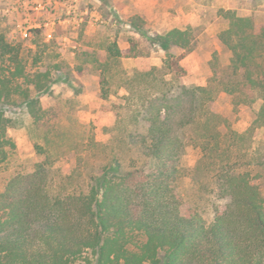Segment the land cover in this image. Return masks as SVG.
I'll return each mask as SVG.
<instances>
[{"label": "trees", "instance_id": "trees-1", "mask_svg": "<svg viewBox=\"0 0 264 264\" xmlns=\"http://www.w3.org/2000/svg\"><path fill=\"white\" fill-rule=\"evenodd\" d=\"M222 16L228 24L219 38L232 60L224 76L214 66L206 86L180 82L198 29L147 33L145 20L134 16L129 25L145 32L144 41L106 42L90 54L104 99L121 75L117 87L125 92L133 129L119 126L116 139L138 147L146 161L128 170L92 135L77 171L56 178L51 154L37 145L43 159L30 172L10 175L0 193V264H264V197L244 171L235 133L213 110L222 93L236 108L261 103L254 129H264V23L232 10ZM176 48L183 54H174ZM155 49L166 54L162 67L122 68L124 60L149 57ZM51 74L29 73L21 46L0 33V171L17 148L9 135L10 106L22 105L37 129L55 130L58 114L42 101ZM190 146L201 155L197 169L210 174L225 200L211 221L178 191ZM93 151L104 161L86 174Z\"/></svg>", "mask_w": 264, "mask_h": 264}, {"label": "rangeland", "instance_id": "rangeland-1", "mask_svg": "<svg viewBox=\"0 0 264 264\" xmlns=\"http://www.w3.org/2000/svg\"><path fill=\"white\" fill-rule=\"evenodd\" d=\"M229 10L264 23V0H0V33L21 46L29 73L51 71V86L42 94V101L58 114L55 130L48 133L34 126L22 105L7 109L12 119L9 135L17 148L11 163L0 171V193L10 175L30 172L43 159L37 145L51 154L52 174L56 178L77 171L78 158L88 154L84 146L92 135L99 144L109 145L108 152L113 148L126 169L142 165L146 161L142 151L116 139L119 126L126 124L133 129L123 100L125 92L117 87L121 75L112 82L109 99H104L100 72L90 54L101 51L106 42L128 46L130 39L144 41L145 32L165 34L174 28L198 29L196 50L182 61L186 75L180 82L206 86L214 66L224 76L231 64L232 53L219 38L228 24L222 13ZM134 16L145 20V32L129 25ZM173 53L180 56L183 51L176 48ZM165 58L164 51L155 49L149 57L124 60L122 68L130 73L135 69L160 68ZM260 106L256 103L236 108L232 97L222 93L213 110L235 133L234 140L244 157V171L250 172L264 197V165L258 164L264 163V129H254ZM118 112L122 113L121 119ZM94 153H89L88 167L83 169L86 174L96 172L103 164L104 160ZM200 158L197 149L187 148L178 191L211 221L225 200L210 174L197 169Z\"/></svg>", "mask_w": 264, "mask_h": 264}]
</instances>
